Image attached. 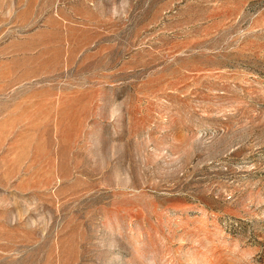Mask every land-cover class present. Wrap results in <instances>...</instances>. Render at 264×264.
Segmentation results:
<instances>
[{
	"label": "rangeland",
	"instance_id": "obj_1",
	"mask_svg": "<svg viewBox=\"0 0 264 264\" xmlns=\"http://www.w3.org/2000/svg\"><path fill=\"white\" fill-rule=\"evenodd\" d=\"M0 264H264V0H0Z\"/></svg>",
	"mask_w": 264,
	"mask_h": 264
}]
</instances>
